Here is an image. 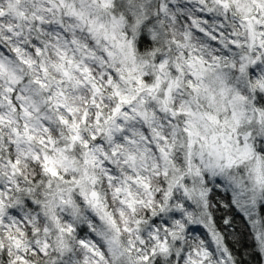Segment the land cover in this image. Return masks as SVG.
<instances>
[{"label": "snow or ice", "instance_id": "obj_1", "mask_svg": "<svg viewBox=\"0 0 264 264\" xmlns=\"http://www.w3.org/2000/svg\"><path fill=\"white\" fill-rule=\"evenodd\" d=\"M250 255L264 0H0V264Z\"/></svg>", "mask_w": 264, "mask_h": 264}, {"label": "trees", "instance_id": "obj_2", "mask_svg": "<svg viewBox=\"0 0 264 264\" xmlns=\"http://www.w3.org/2000/svg\"><path fill=\"white\" fill-rule=\"evenodd\" d=\"M228 215H235V210L234 209H226V208H219L217 210H214V217H215V222L221 230H223V218ZM236 224H237V229L241 232H244V237L241 240V244L243 245V248L241 249H248L251 250L252 244L251 241L248 239L247 232H245L244 227L241 223L240 217L236 215ZM202 234L205 236L206 239H208L206 230L201 229ZM228 243L230 247L233 248H241V245H238L235 243V240L233 237H228ZM247 264H262L260 261V258L258 256L250 255L246 257Z\"/></svg>", "mask_w": 264, "mask_h": 264}]
</instances>
